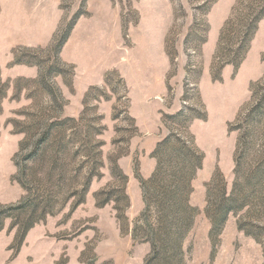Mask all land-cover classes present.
<instances>
[{"label":"rangeland","instance_id":"1","mask_svg":"<svg viewBox=\"0 0 264 264\" xmlns=\"http://www.w3.org/2000/svg\"><path fill=\"white\" fill-rule=\"evenodd\" d=\"M257 16L238 51L243 26ZM58 91L61 109L52 102ZM260 102L264 0H0V206L25 193L21 130L33 125L38 137L43 115L61 110L78 120V137L92 133L86 149L73 147L71 173L79 185L88 169L99 175L71 212L75 198L55 189L57 212L34 224L14 256L6 218L0 264H145L141 181L166 158L154 153L168 136L202 154L190 181L197 214L183 238L184 264H264V107L247 118ZM237 143L236 199L245 206L227 214L213 243L204 208L208 200L215 209L221 183L232 190ZM121 187L118 202L96 204ZM155 208L145 214L152 224Z\"/></svg>","mask_w":264,"mask_h":264},{"label":"trees","instance_id":"2","mask_svg":"<svg viewBox=\"0 0 264 264\" xmlns=\"http://www.w3.org/2000/svg\"><path fill=\"white\" fill-rule=\"evenodd\" d=\"M259 16L248 21L247 25L243 26L240 39L237 42L238 51L245 48L248 31L252 25L255 27L254 24ZM16 61L22 62L18 59ZM43 78L46 79L47 76L44 75ZM17 91L18 88L14 87V93ZM58 99H61L59 91L52 99V102L58 104V108L61 109L64 103L59 104ZM263 107L264 102H260L247 114V118H252L255 112L262 110ZM60 114L61 110L57 114L43 115L38 118L36 124L40 126L41 132L36 138L33 137L35 133L33 125H31V130L30 128L21 130L25 132V137L19 145V156L24 150L26 152L16 162L18 168L17 181L25 193L15 203L0 206V231L4 227L6 218L10 219L8 230L14 231L13 240L9 245V249L13 250L12 256L18 251L27 232L34 224L38 221H43L47 215L57 212L54 208L59 195L54 193L55 189H64L61 195L70 194L75 198L69 207L71 212L78 204L84 201V194L92 177L99 176L94 174L91 169H88L82 174V185L81 183L80 185L75 183L76 180L74 179L77 174L71 173L74 160H76V151L73 147L78 142V145H83V149H86L87 144H85V141L88 143L92 142V133L86 131L82 138L78 137L81 132L76 128L78 120L73 117L60 118ZM239 125L237 121V124L232 125V127L237 126V128H240L238 127ZM28 130L31 131V138ZM30 140H32L31 145H29ZM160 150L163 151L166 158L164 161H157V166L148 181H141L147 206L143 214V237L151 245V251L145 259V264H184L182 256L183 238L191 229L197 214V208L190 205L188 200L190 181L196 170L201 167L202 154L198 149L185 144L178 138L173 139L171 136L166 137L157 144L154 154L156 155ZM237 152L238 143L233 153L235 179L232 190L228 193L224 183H221L215 209L212 208L208 200L204 208L205 215L211 224L209 237L213 243L221 232L227 214L229 212L235 213L245 206L244 201L236 199L240 168ZM17 156L18 153L15 158ZM112 161L114 169L118 170V174L125 180L116 164V158H113ZM43 164H46L47 167L45 168L47 171L45 172V177L41 179L36 177V174L37 170L44 167ZM77 171L78 168L75 172ZM66 180H70V183L67 184ZM145 184L152 185L150 189H146ZM123 193L124 191L121 187L102 200H98L96 198L97 194H95L96 204L103 206L108 200L118 202L119 198L123 197ZM112 196H115V199ZM76 197L78 198L76 199ZM65 201L66 198H64L60 208L64 206ZM153 205L156 206L155 210L158 214L152 224L145 214L148 207Z\"/></svg>","mask_w":264,"mask_h":264}]
</instances>
